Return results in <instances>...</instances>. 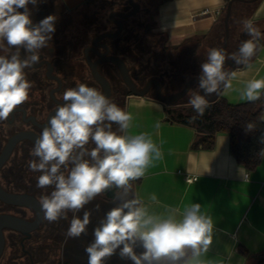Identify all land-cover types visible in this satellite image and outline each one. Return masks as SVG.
Masks as SVG:
<instances>
[{
  "label": "clouds",
  "instance_id": "9594fccd",
  "mask_svg": "<svg viewBox=\"0 0 264 264\" xmlns=\"http://www.w3.org/2000/svg\"><path fill=\"white\" fill-rule=\"evenodd\" d=\"M38 0H0V121L29 98L32 82L26 69L40 62V51L48 46L55 32L56 17L49 15L33 24L28 7ZM23 9V11H20ZM251 39L242 41L231 56L237 65H248L254 56L261 33L251 21H242ZM21 49L25 55L21 56ZM222 48H211L201 64L198 91H192L189 104L198 116L210 107L208 98L222 89L232 88L236 73L225 70ZM199 90H203L201 95ZM264 96V78L250 79L240 89V99L257 101ZM63 102L55 108L36 138L28 167L41 173L36 187L52 188L42 195L39 204L49 223L68 219V238L86 234L91 212L84 210L98 195L117 189L120 202L99 220L93 229L94 239L85 252L88 264H107L119 250V256L133 264H204L200 258L213 242L212 217L201 212L199 203L183 209L169 207L164 213L150 212L138 196L129 198L132 182L142 178L155 161L163 158L152 137L133 134V116L100 90L78 84L63 93ZM192 117L191 120H195ZM191 122V121H190ZM117 128L114 131L113 125ZM253 129L252 124L247 125ZM264 143V137L261 138ZM94 145L89 147V145ZM264 157V149L259 153ZM150 200L155 202L153 194ZM99 210V205L96 206ZM82 210V217L78 215ZM143 251L137 254L136 247Z\"/></svg>",
  "mask_w": 264,
  "mask_h": 264
},
{
  "label": "flooded vegetation",
  "instance_id": "af4514ba",
  "mask_svg": "<svg viewBox=\"0 0 264 264\" xmlns=\"http://www.w3.org/2000/svg\"><path fill=\"white\" fill-rule=\"evenodd\" d=\"M132 2L139 5L136 13H133L135 7ZM132 2L85 0L76 7L67 8L62 0H38L35 9L30 10L33 24L49 15L55 16V32L48 46L41 49L40 62L25 70L27 79L32 82L28 100L17 106L7 120L0 121V157L9 151V156L0 167V187L7 194H28L39 200L42 195L52 191L51 187H36L37 177L41 173L33 172L28 167V162L33 159L31 152L35 143L30 137L36 140L40 135L49 116L55 114L56 106L64 103L63 93L66 89L83 83L106 94V88L95 78L91 65H96L98 73L107 80L110 91L108 97L123 110H126L129 99L135 96L133 89L144 92L145 97L150 99H155L158 87L162 96H171L180 92L189 79L200 76V73H196L186 78V51L181 48V44L171 45L180 50L168 53L170 45L157 49L158 44L148 35L153 34L152 26L149 31L146 30V26L151 25L148 19L157 16L162 0ZM38 4L43 13L39 12ZM154 23L156 25V19ZM242 41L241 35L236 44L228 46L226 58H231L238 52ZM9 54L0 50V55ZM24 55V50L21 49V56ZM107 57L119 58L125 64L132 86L125 82L121 68L116 63L107 61ZM227 68L225 66V70ZM191 90L198 91V85ZM190 95L189 91L180 99L179 104L189 103ZM115 127L117 126L114 124L113 128ZM24 135L30 137H23ZM117 196L119 192L115 198L105 196L101 199L105 202L114 201ZM95 200L88 204L87 211L91 212L98 205ZM99 209L103 210L102 207ZM0 215L16 217L32 225L37 219V213L33 209L3 202L1 199ZM71 218L72 213L69 212L68 219L49 223L42 216L40 224L28 234L5 228V244L0 264H49L47 258L61 241L64 244L63 252L67 244L72 243V247L68 245L66 250H73L74 242L79 246L80 240L88 242L89 230L79 238L64 235ZM91 223L93 224L90 222L88 225L90 228ZM81 246L86 248L85 244ZM135 251L139 254L143 250L136 247ZM114 260L121 264L120 257L114 254L107 259V264H113L111 262ZM125 261L126 264H133L131 260ZM51 263L58 264L56 261Z\"/></svg>",
  "mask_w": 264,
  "mask_h": 264
},
{
  "label": "crops",
  "instance_id": "0c3cea01",
  "mask_svg": "<svg viewBox=\"0 0 264 264\" xmlns=\"http://www.w3.org/2000/svg\"><path fill=\"white\" fill-rule=\"evenodd\" d=\"M62 1L67 8H73L85 0ZM229 1L169 0L158 11L156 29L170 45L178 46L217 29ZM249 21L264 42V0L252 6ZM234 72L232 88L224 89L221 96L231 104L248 102L240 99V89L250 79L264 78V44L248 65H238ZM125 111L133 116L129 131L148 133L163 153V158L155 161L142 178L132 182L129 195L140 197L156 214L169 207L183 209L199 203L201 212L212 217L214 224L213 242L200 258L204 264L254 263L238 247L264 253V157L254 171H248L231 153L226 133L216 135L211 150L192 148L195 130L166 121L165 106L155 99L133 96ZM153 194L155 202L150 200Z\"/></svg>",
  "mask_w": 264,
  "mask_h": 264
},
{
  "label": "trees",
  "instance_id": "16d2710c",
  "mask_svg": "<svg viewBox=\"0 0 264 264\" xmlns=\"http://www.w3.org/2000/svg\"><path fill=\"white\" fill-rule=\"evenodd\" d=\"M167 1L169 0H162L161 4H164ZM258 2L252 4L236 2L233 7L230 26L235 21L236 17L238 26L244 30L242 21H249V13L252 11V6ZM28 7L31 11L32 9H35L31 4H29ZM150 28L151 25L146 26L147 31H149ZM242 30L239 29V32L237 33L238 35H235L231 30L230 46L231 44H236L238 42ZM224 31L225 28L223 22V26L220 24L217 29H213L209 33L198 37L196 44H199L200 47L205 46V49L202 48L197 54H195L194 51H191L190 55H192V57H188L189 50L185 48L187 55L186 62L188 65L186 73L189 72L186 78H189L196 73L201 74L200 66L205 62L208 51L211 48H222L225 37ZM248 38L251 39L250 36ZM191 40H193V38L184 41V43ZM255 43L257 44L255 50L256 53L258 47L263 45L264 42L259 38ZM209 105L210 107L205 110L203 116H198L189 103H183L177 107L165 106L167 115L166 121L193 128L196 132L192 144V148L194 149L211 150L215 147L216 135L219 133L228 134L230 138V151L236 161L248 171H254L262 160V156H260L259 153L264 149V143L261 142V138L264 137V120L262 118L264 113V96H261L257 101H248L241 104H231L225 98L220 96L216 102L209 103ZM194 116L196 119L191 120ZM248 124L253 125L252 130L247 129ZM118 192L119 190L113 188L107 190L104 194L107 198H115ZM238 250L246 259L253 258L254 263L252 264H264V253H251L243 245H239ZM64 264L69 263L65 262Z\"/></svg>",
  "mask_w": 264,
  "mask_h": 264
},
{
  "label": "water",
  "instance_id": "95a60500",
  "mask_svg": "<svg viewBox=\"0 0 264 264\" xmlns=\"http://www.w3.org/2000/svg\"><path fill=\"white\" fill-rule=\"evenodd\" d=\"M258 1H260V0H230L228 2L226 10H225L224 19H223L224 28H225V37H224L222 49L224 50L225 55H226V51H227L229 43H230V37H231L230 23H231L234 4L236 2L252 4V3H255ZM131 2H132V0H131ZM132 4L135 7V12H133V13H136V11L139 8V5L136 3H133V2H132ZM38 7H39V12L43 13L40 9V4H38ZM241 35L243 37V41L249 39L248 34L245 32V30L242 32ZM107 61H112V62L116 63L122 70V75H123L125 82L128 85L132 86V82H131L130 77L128 75V71L126 69L125 64L119 58H116V57H107ZM225 66L228 67L226 69V71H228V72H233L238 68V65L231 58H226ZM91 67H92V71H93L95 78L106 88V94L105 95L108 97L110 91H109V84H108L107 80L100 73H98V71L96 70V65H91ZM198 83H199V77L191 78L187 81L185 87L180 92H178L174 95H171V96H162L161 93L159 92V87H158V90H157V93L155 96V100H157L158 102L162 103L164 106H167V107L180 106L181 105V104H179L180 99L185 97L189 93L191 88L195 85H198ZM223 90L224 89H222L218 94H213V95L207 97L208 102L209 103L216 102L219 99V97L221 96ZM200 94L201 95L204 94L203 90H200ZM133 95L138 96V97H145L144 92H137L135 89H133ZM52 115H53V113L49 116L48 120L51 118ZM47 124H48V121L46 124L43 125V127L47 126ZM23 137H30V136L24 135ZM30 139L35 142V138L30 137ZM8 156H9V151H6L2 154V156L0 157V167L2 166L4 161H6ZM0 199L3 202L21 205V206L33 209L37 213V219H36V222L34 225H32V224H30V223H28L22 219L16 218V217H12L9 215H0V256H1L3 249H4V244H5V237H4L3 230L5 228H9V229H12L14 231H17V232H20L23 234H28L33 229V227H36L37 225L40 224V222L42 220L43 212L41 210L39 200H37L34 196H31L28 194H23V195L7 194L0 187ZM114 255L120 257L119 252H116ZM120 260H121V264H126L125 259L120 257Z\"/></svg>",
  "mask_w": 264,
  "mask_h": 264
},
{
  "label": "rangeland",
  "instance_id": "374dc122",
  "mask_svg": "<svg viewBox=\"0 0 264 264\" xmlns=\"http://www.w3.org/2000/svg\"><path fill=\"white\" fill-rule=\"evenodd\" d=\"M224 18V17H223ZM223 18H222V20H223ZM155 19H156V17L154 16L153 18H149L148 20H150V22H151V26H152V31H153V34L151 33H149L148 35L158 44V46H157V49H161V48H163L164 46H166V45H170V43L168 42V40L166 39V37L164 36V35H162L160 32H158L157 31V29H156V25H155V23H154V21H155ZM147 20V19H146ZM221 25L223 26V21H221ZM239 29H241L242 30V28L240 27V26H238V24H237V18L235 17V21L232 23V25H231V30L233 31V33L235 34V35H238L237 33L239 32ZM244 30H242V32H243ZM225 32V31H224ZM225 35V34H224ZM199 37H201V36H199ZM198 37H195V39L193 38V40H191V41H188V42H183L182 43V46H181V48H187L189 51V56L188 57H192V55H190V52L191 51H194L195 52V54H197V53H199L200 52V50L202 49V48H204L205 49V46H203V47H200V45L199 44H196L197 43V41H198V39H197ZM184 44V45H183ZM168 49H169V51H168V53H176V52H178L179 50L178 49H176V48H172L171 47V45L168 47ZM165 50H167V48L165 47ZM187 56V55H186ZM187 57V58H188ZM189 74V72L188 73H186V76ZM191 74V73H190ZM116 128L117 127H115V128H113V130L115 131L116 130ZM119 195H120V192H119ZM105 196H103V194H100V195H98L94 200L96 201V203L99 205V207H102L103 208V210H101V209H99V211L97 212V210L94 208H92V211H91V213L93 214L92 216H91V222H93V224L91 223V228L90 227H87V230H89L90 231V235H89V241L88 242H86L85 240H84V243H83V241L82 240H80V246L77 244V243H73V245H74V248H72L73 250H66L67 249V247H68V245H71V247H72V243H70V244H67V245H65V251L63 252L62 251V246L64 245L63 243H62V241L60 242V244H58L57 246H55L56 248H55V250L53 251V253H52V255L51 256H49L48 258H47V262L49 263V264H52L51 263V261H56V263H58V264H62L63 262L65 263V262H70V264H83V262H86L87 264H88V256H87V253L85 252V249H83V247L81 246L82 244L84 245L85 244V246H87L89 243H91L92 242V240L94 239V237H93V235H92V232H93V229L97 226V224H98V222H99V220L106 214V212L107 211H109L112 207H115L116 206V204L117 203H119L120 201L118 200V199H116V200H114V201H108L109 202V204H108V202L106 201L105 202V200L103 201L101 198H104ZM129 198H132L130 195H129ZM93 202V201H92ZM105 206H108V208H104ZM89 209V206L88 205H86L85 206V209L84 210H88ZM83 210V211H84ZM83 211H81L80 213H78V215L79 216H81L82 217V212ZM64 235H65V233H64ZM87 238V237H86ZM64 242V241H63ZM67 243H69V242H67ZM70 247V248H71ZM137 248H139V249H141V250H143V248L142 247H140V246H137ZM66 253V254H65ZM68 253L70 254L71 253V255H68ZM83 253H85V254H83ZM43 257H44V255H43ZM111 263H113V264H120L117 260H114L113 262H111Z\"/></svg>",
  "mask_w": 264,
  "mask_h": 264
},
{
  "label": "built area",
  "instance_id": "2783aa9c",
  "mask_svg": "<svg viewBox=\"0 0 264 264\" xmlns=\"http://www.w3.org/2000/svg\"><path fill=\"white\" fill-rule=\"evenodd\" d=\"M195 180V178H188V181H193Z\"/></svg>",
  "mask_w": 264,
  "mask_h": 264
}]
</instances>
